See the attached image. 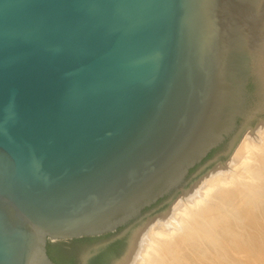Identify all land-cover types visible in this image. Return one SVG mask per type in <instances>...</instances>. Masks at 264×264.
<instances>
[{
  "label": "water",
  "instance_id": "95a60500",
  "mask_svg": "<svg viewBox=\"0 0 264 264\" xmlns=\"http://www.w3.org/2000/svg\"><path fill=\"white\" fill-rule=\"evenodd\" d=\"M263 19L264 0H0V264H59L50 244L103 264L224 163L264 118Z\"/></svg>",
  "mask_w": 264,
  "mask_h": 264
},
{
  "label": "bare ground",
  "instance_id": "6f19581e",
  "mask_svg": "<svg viewBox=\"0 0 264 264\" xmlns=\"http://www.w3.org/2000/svg\"><path fill=\"white\" fill-rule=\"evenodd\" d=\"M103 264H264V118L245 130L224 163L130 229Z\"/></svg>",
  "mask_w": 264,
  "mask_h": 264
},
{
  "label": "trees",
  "instance_id": "16d2710c",
  "mask_svg": "<svg viewBox=\"0 0 264 264\" xmlns=\"http://www.w3.org/2000/svg\"><path fill=\"white\" fill-rule=\"evenodd\" d=\"M54 247H53V245H49V254L51 255V257L55 260V261H57L59 264H64L58 257H57V255L54 253Z\"/></svg>",
  "mask_w": 264,
  "mask_h": 264
},
{
  "label": "flooded vegetation",
  "instance_id": "af4514ba",
  "mask_svg": "<svg viewBox=\"0 0 264 264\" xmlns=\"http://www.w3.org/2000/svg\"><path fill=\"white\" fill-rule=\"evenodd\" d=\"M107 235H108V236H107ZM105 236H106V237H105ZM109 237H110L109 234L102 235V236H98V238H101V239H99L98 242H102V241H104V240H107ZM85 238H94V237H85ZM76 239H78V238H76ZM72 240H73V239H72Z\"/></svg>",
  "mask_w": 264,
  "mask_h": 264
},
{
  "label": "rangeland",
  "instance_id": "374dc122",
  "mask_svg": "<svg viewBox=\"0 0 264 264\" xmlns=\"http://www.w3.org/2000/svg\"><path fill=\"white\" fill-rule=\"evenodd\" d=\"M257 67H258V73H259V76H261V75H260V71H259V66H258V64H257ZM260 78H261V77H260ZM261 80H262V79H261Z\"/></svg>",
  "mask_w": 264,
  "mask_h": 264
}]
</instances>
